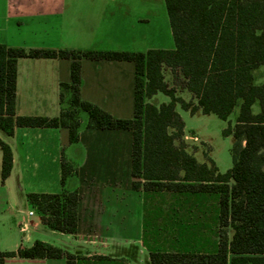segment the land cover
<instances>
[{"label": "crops", "instance_id": "crops-1", "mask_svg": "<svg viewBox=\"0 0 264 264\" xmlns=\"http://www.w3.org/2000/svg\"><path fill=\"white\" fill-rule=\"evenodd\" d=\"M170 38L164 0H0V44L10 47L144 52L174 48ZM70 62L18 58L15 114L58 116L64 107L60 83L70 81ZM167 72L165 67V80L173 85ZM80 76L82 100L115 118L133 116V62L83 58ZM176 91L192 98L184 88ZM152 97L147 101L153 103ZM80 119L75 143H69L64 127L14 126L11 135L0 130L12 152L10 173L2 181L0 149V252L41 240L76 255V264H149L154 248L215 251L217 194L132 189L131 131L88 128L86 113ZM62 156L75 168L63 185ZM63 188L79 193L75 233L46 226L27 199L29 193ZM3 264H65V259L8 256Z\"/></svg>", "mask_w": 264, "mask_h": 264}, {"label": "trees", "instance_id": "trees-1", "mask_svg": "<svg viewBox=\"0 0 264 264\" xmlns=\"http://www.w3.org/2000/svg\"><path fill=\"white\" fill-rule=\"evenodd\" d=\"M174 48L142 51L100 49H46L0 44V130L14 126L64 127L69 143L79 139L81 113L86 127L123 129L132 133L131 187L143 191L215 193L218 196L217 245L213 252L149 249V264H264V81L255 82L254 71L264 67V0H164ZM70 59L68 83H60L64 103L56 117L15 114L16 62L18 58ZM126 60L134 64L133 116L115 118L80 98L81 59ZM170 68L173 85L166 82ZM192 98L177 94L176 85ZM157 92L169 97L159 105L147 100ZM257 102L259 111H252ZM191 114H215L228 124L232 135V165L221 173L214 160L199 162L182 140L184 122L175 106ZM238 107L234 122L228 120ZM1 179L9 175L12 152L0 139ZM75 171L61 157V184ZM29 203L51 229L75 233L77 189L59 193H29ZM231 229V236L228 235ZM8 256L64 258L76 264V255L50 243L35 240L29 247L0 252ZM95 258L110 260L108 256Z\"/></svg>", "mask_w": 264, "mask_h": 264}, {"label": "rangeland", "instance_id": "rangeland-1", "mask_svg": "<svg viewBox=\"0 0 264 264\" xmlns=\"http://www.w3.org/2000/svg\"><path fill=\"white\" fill-rule=\"evenodd\" d=\"M172 39V38H170ZM165 69V68H164ZM168 79L173 83V76L167 72ZM255 82L261 83L264 81V67L261 66L254 71ZM176 88L181 89V85L177 84ZM187 93L184 96L186 97ZM169 98L162 92H158L152 97V102L159 105L163 101H168ZM184 122L185 132H183L182 140L185 144L186 150L193 154L199 162H207V157H211L221 173L227 171L231 165L230 148L233 143L232 135H224L223 129L227 126L228 121L218 118L215 114H202L197 112L191 114L188 111L181 109L177 106ZM254 113L259 111V105L255 102L252 106ZM238 107L229 116L228 120L234 122L237 115ZM208 163V162H207ZM232 231L228 229V235L231 236ZM54 242H59L58 239H52ZM133 254L137 257V250L134 249Z\"/></svg>", "mask_w": 264, "mask_h": 264}, {"label": "built area", "instance_id": "built-area-1", "mask_svg": "<svg viewBox=\"0 0 264 264\" xmlns=\"http://www.w3.org/2000/svg\"><path fill=\"white\" fill-rule=\"evenodd\" d=\"M31 213H32V211L29 212V214H31Z\"/></svg>", "mask_w": 264, "mask_h": 264}]
</instances>
